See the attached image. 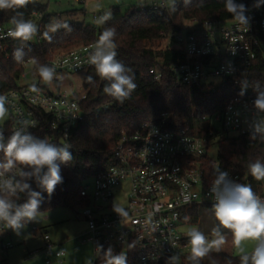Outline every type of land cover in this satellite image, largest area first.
Segmentation results:
<instances>
[{
  "label": "built area",
  "instance_id": "obj_1",
  "mask_svg": "<svg viewBox=\"0 0 264 264\" xmlns=\"http://www.w3.org/2000/svg\"><path fill=\"white\" fill-rule=\"evenodd\" d=\"M256 5L251 3L247 8V26L234 18L189 19L167 35L171 47L182 51L184 56L182 62L171 66L177 84L204 88L231 85L234 95L224 108L200 118L211 126L219 125V131L229 137L250 135L253 121L264 117V113L258 114L254 107L260 87L247 82L245 75L256 61L264 59V7ZM148 8L167 9L168 5L165 0H152ZM100 16L93 14L92 18L97 20ZM13 29L0 26V50L5 55L9 51L8 42L13 39L8 32ZM38 40L40 36L36 34L25 43L32 45ZM95 44L55 52L47 65L54 66L62 78L85 75L92 66L88 61ZM24 65L30 67V72L21 73L23 84L0 94L8 98L6 107L12 132L21 127V121L28 122L29 132L36 128L39 120L35 110H40L50 116L51 129L60 132L62 145H70L72 129L86 115V90L81 85L77 95H72L60 88L62 79L45 84L36 75L30 59ZM148 72L154 81H160L162 73L158 68L152 67ZM210 77L218 78V83L206 85L204 81ZM33 83L39 92L29 90ZM114 105L115 99L111 98L94 107L92 112L99 114ZM212 130L210 128L209 134ZM46 139L53 143L54 135ZM211 142L187 129L164 130L163 120L142 123L133 133L121 134L112 148L111 162L87 177L76 192L75 217L86 222L81 242L90 243L93 248L89 264H105L103 250L109 247L114 255L125 253L127 264H166L174 254L179 257L178 264H187L182 259L187 260L191 254L189 237L180 231L182 225L188 224L184 219L186 211L191 206L214 203L210 195L214 177L209 175L207 159L210 168L219 165V160L207 154ZM64 166L67 168L68 164ZM227 173L231 180L247 184L246 175ZM88 178L90 183L86 181ZM260 186L261 191L254 193L264 199V179ZM115 200L127 212L126 217L114 211ZM10 230L0 223V264H9L5 257L11 246L7 240ZM32 230L38 231L36 227ZM41 237L45 248L31 255H44V264H63L64 250L54 244L45 231ZM130 244L134 246L130 248ZM98 245H102L103 250L99 251Z\"/></svg>",
  "mask_w": 264,
  "mask_h": 264
},
{
  "label": "trees",
  "instance_id": "obj_2",
  "mask_svg": "<svg viewBox=\"0 0 264 264\" xmlns=\"http://www.w3.org/2000/svg\"><path fill=\"white\" fill-rule=\"evenodd\" d=\"M243 3L246 8L251 3L264 7V0H234ZM226 0H190L185 5L184 0H179L173 10L172 5L167 9L152 10L141 7H128L120 10L114 7L110 10L112 19L105 25H94L84 20L75 18L84 16L85 11L70 10L61 19L58 14L46 12V5L35 0L26 7L17 10H0V26L14 28L11 19L16 12L23 13L24 20H30L38 26L37 35L40 40L23 48L25 56L22 62L13 58L15 49L22 42L12 39L8 42L9 51L5 55L0 50V94L8 90L19 88L18 81L21 73L25 70L24 62L35 59L33 69L39 77L37 68L39 65H47L52 54L70 48L96 43L105 27L116 29L115 44L117 59L126 67L132 69L136 89L130 98L123 104L115 100V105L108 110L94 114L92 109L105 103L112 97L104 93V86L108 81L101 80L95 73L92 65L84 75L82 85L86 90L84 108L85 117L72 129L69 139L73 159L66 168L61 164V175L63 182L58 184L51 197L46 192L37 188L32 183V188L42 191L43 200L39 211L43 212L57 206H72L77 203V190L82 182L89 176L106 168L111 162V151L121 134L133 133L142 123L163 120V129L167 131L189 130L208 140L215 141L217 145V159L222 171L232 174L246 175L247 184L253 191H261V180L255 179L250 171L249 164L260 160L264 163V141L259 138L252 140L250 135L226 136L216 126L200 120L202 115L220 111L224 108L227 100L234 95L231 85L220 84L214 88L202 86H189L177 84L171 66L183 61L182 51L167 46L163 50H156L147 44L161 41L173 31L178 30L184 20L196 19L204 21L211 18L232 19V14L225 10ZM65 20L69 23L71 31L60 29L52 36L51 42L45 38L46 26L51 20ZM152 67L158 68L162 77L160 81H154L148 70ZM246 81L258 85L260 92H264V59L260 58L245 72ZM92 76L94 83H89L87 77ZM39 123L30 133L39 138L46 139L53 134V143L62 145L59 131L51 129V118L40 110H35ZM212 128V134L209 130ZM3 129L5 142L12 134V121L8 119L0 124ZM4 156L0 152V162ZM209 167V168H208ZM209 175L213 168L208 166ZM26 197L21 194L18 201L23 203ZM212 207L210 205H206ZM188 212V214H187ZM188 224H194L198 220V207L191 206L186 211ZM183 263L191 264L187 259ZM240 264V256H235L224 251L212 250L204 257L200 264Z\"/></svg>",
  "mask_w": 264,
  "mask_h": 264
},
{
  "label": "clouds",
  "instance_id": "obj_3",
  "mask_svg": "<svg viewBox=\"0 0 264 264\" xmlns=\"http://www.w3.org/2000/svg\"><path fill=\"white\" fill-rule=\"evenodd\" d=\"M30 2L35 0H0V10H17L26 7ZM184 3L187 5L190 0H184ZM175 4L176 0H172L173 10ZM224 7L237 22L248 25V17L245 15L248 9L243 3L226 0ZM111 19L112 13L106 12L96 20V24L105 25ZM11 23L15 27L8 32V36L22 42V46L15 49L13 58L17 62H22L25 56L23 48L27 46L25 42L31 41L38 33V26L30 20H24L23 13L18 11L12 17ZM46 28L44 36L49 42L52 40L50 33L60 29L69 32L72 30L67 21L57 19L51 20ZM116 34L114 27H105L88 62L94 66L95 73L101 80L109 82L103 88L104 93L123 104L130 98L137 85L134 83L132 69L116 58ZM32 62L36 63L34 58ZM37 72L45 84L52 83L54 79H62L54 66L39 65ZM86 79L89 83H94L92 76ZM29 90L39 92L35 83L30 85ZM7 104V96L0 95V120L8 114ZM254 107L258 114L264 113V92H258ZM28 129V122L21 121V127L13 131L6 142L4 131L0 129V152L4 156L3 162H0V223L12 229L17 235L26 223L38 222L39 208L43 200L42 191L46 192L48 197L53 195L56 186L63 182L60 165L68 164L73 159L69 150L70 145H58L47 139H39ZM250 138L264 141V117L253 121ZM249 171L255 179H264V163L260 160L250 163ZM9 173L12 175H6ZM212 175L214 179L210 187V195L214 197L212 209L218 221L212 229L215 238L209 242L203 232L192 227L187 232L191 246L188 260L191 264H200L213 247L217 252L220 251L225 242L222 229H227L231 231L233 243L239 250L240 264H264V199L257 196L250 185L231 180L228 173L222 171L219 165L214 166ZM32 183L42 191L34 190ZM21 194L26 197L23 203L18 202ZM114 211L122 218L127 216V212L116 204ZM185 219L187 220L188 217ZM247 240L256 242L250 254L242 246ZM133 246L129 245L130 248ZM97 248L99 251L103 250L102 245H98ZM103 259L105 264H127L126 254L121 252L114 255L111 247L103 250ZM178 260V255L174 254L168 258L166 264H178Z\"/></svg>",
  "mask_w": 264,
  "mask_h": 264
},
{
  "label": "rangeland",
  "instance_id": "obj_4",
  "mask_svg": "<svg viewBox=\"0 0 264 264\" xmlns=\"http://www.w3.org/2000/svg\"><path fill=\"white\" fill-rule=\"evenodd\" d=\"M46 5V12L52 14H58L61 19H64L65 12L70 10L85 11L84 16H77L75 20L90 22L94 25L96 20H93V14H104L110 12L114 7H118L120 10H125L128 7L136 6L141 8H148L152 0H36ZM168 7L172 5V0H165ZM179 0H176L178 2ZM186 20L183 21V24ZM152 46L156 50H163L167 46H170L168 37H165L161 41H155L153 44H147ZM71 49V48H70ZM25 72H30V67L25 66ZM84 75L72 74L64 75L60 82V88L67 90L72 95H77V91L82 85ZM219 79L210 77L207 81H204L206 85L209 83L216 84ZM23 80L19 79L18 84L22 85ZM9 119V112L7 116L0 120V124ZM216 128L219 130L220 126ZM217 145L215 141L211 142L208 147L207 154L209 157L217 159ZM87 183L91 182V179L86 180ZM116 205L118 202L115 200ZM188 214V212H187ZM218 224L215 218L212 207L198 206V220L194 224H184L180 227V231L188 232L192 227L197 228L203 232L204 235L211 242L215 237L212 235V229ZM32 227H36L38 231H33ZM86 227L84 219H76L74 213V207L72 206H57L52 209L40 212L38 216V222H28L17 235L12 229L8 233L7 240L10 242V249L7 251L6 260L9 264H44V255L40 254L36 257L31 255L33 251H42L45 248V243L41 237V234L45 231L50 240L54 244H60V249L64 250L65 257L63 264H89L92 260L93 248L90 243H82L81 235ZM225 236V242L221 246L220 251L231 253L235 256H240L239 250L233 243V235L231 231L222 229ZM256 242L253 240L244 241L242 246L247 253H251L255 248ZM191 248V246H190ZM213 250L215 248L213 247Z\"/></svg>",
  "mask_w": 264,
  "mask_h": 264
},
{
  "label": "crops",
  "instance_id": "obj_5",
  "mask_svg": "<svg viewBox=\"0 0 264 264\" xmlns=\"http://www.w3.org/2000/svg\"><path fill=\"white\" fill-rule=\"evenodd\" d=\"M56 245H58L59 246V248H60V244H56ZM5 259H6V257H5ZM8 263H10L9 261H8V259L6 260ZM56 264V263H55Z\"/></svg>",
  "mask_w": 264,
  "mask_h": 264
}]
</instances>
